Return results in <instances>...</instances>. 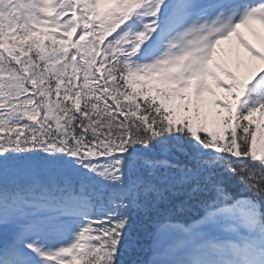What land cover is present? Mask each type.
Segmentation results:
<instances>
[{
	"label": "snow or ice",
	"instance_id": "obj_1",
	"mask_svg": "<svg viewBox=\"0 0 264 264\" xmlns=\"http://www.w3.org/2000/svg\"><path fill=\"white\" fill-rule=\"evenodd\" d=\"M137 212L141 264H264V0H0V264H124Z\"/></svg>",
	"mask_w": 264,
	"mask_h": 264
},
{
	"label": "trees",
	"instance_id": "obj_2",
	"mask_svg": "<svg viewBox=\"0 0 264 264\" xmlns=\"http://www.w3.org/2000/svg\"><path fill=\"white\" fill-rule=\"evenodd\" d=\"M163 207L164 206L161 205L162 209ZM163 218L162 215L158 216L153 212H151L148 218L145 216L135 217L133 226L130 229L129 241L126 242L131 246L124 251L122 256L124 264H138V262L136 263L135 257L137 258V261H140L138 258L142 255V250L145 248L146 242L148 241L146 231H152V224Z\"/></svg>",
	"mask_w": 264,
	"mask_h": 264
},
{
	"label": "rangeland",
	"instance_id": "obj_3",
	"mask_svg": "<svg viewBox=\"0 0 264 264\" xmlns=\"http://www.w3.org/2000/svg\"><path fill=\"white\" fill-rule=\"evenodd\" d=\"M207 97H208V99H211V97H210V95L209 94H205Z\"/></svg>",
	"mask_w": 264,
	"mask_h": 264
}]
</instances>
